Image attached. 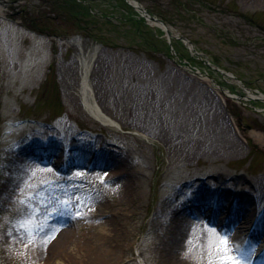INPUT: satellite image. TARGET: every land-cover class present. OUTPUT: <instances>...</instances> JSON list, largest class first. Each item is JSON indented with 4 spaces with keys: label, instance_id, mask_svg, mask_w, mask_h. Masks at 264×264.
<instances>
[{
    "label": "rangeland",
    "instance_id": "rangeland-1",
    "mask_svg": "<svg viewBox=\"0 0 264 264\" xmlns=\"http://www.w3.org/2000/svg\"><path fill=\"white\" fill-rule=\"evenodd\" d=\"M138 1L205 58L176 38L170 53L164 32L125 0L1 3L0 264L46 263L73 246L70 231L101 224L122 230L129 248L98 264H160L152 245L188 206L210 215L212 199L264 205V0ZM82 58L95 101L119 128L81 104ZM33 210L42 231L29 245L16 226Z\"/></svg>",
    "mask_w": 264,
    "mask_h": 264
},
{
    "label": "bare ground",
    "instance_id": "bare-ground-1",
    "mask_svg": "<svg viewBox=\"0 0 264 264\" xmlns=\"http://www.w3.org/2000/svg\"><path fill=\"white\" fill-rule=\"evenodd\" d=\"M89 63L90 60L86 61L85 58H82L80 62L82 66L81 104L102 125L119 128L118 122L107 115L94 99L91 85L87 80ZM143 107L144 101L142 100L138 106L140 112H143ZM33 170L39 176L44 175L50 169L38 161L33 163ZM129 188L132 189L133 187L131 185L129 187L128 184L124 188L125 193H128ZM216 189L219 190L220 185ZM241 189L244 190L242 192L249 193L248 187L242 186ZM239 194L238 197L241 198L243 193L240 192ZM257 199L252 202L255 204L258 201L260 202V196ZM255 204L244 210L243 204L238 203L236 199H230L224 204L218 202L217 199H212L210 205H212L211 212L213 213L210 215L205 213L203 209L197 213L189 206L183 210L185 211L184 215H180L181 210L173 220L167 221L166 228L162 231L164 234L160 235V240L152 245L154 251L160 257L159 263L222 264V258L225 254L223 251H218V248L222 247L219 242L225 236L228 241L229 254L235 255L236 251H239L250 262L249 257L264 251V205L260 209V206ZM236 206L240 208L241 213L236 211ZM50 209L55 210L54 206ZM218 213L219 215L222 213L225 215L218 218L216 217ZM94 216L101 215L94 214ZM196 216L204 218L207 221L206 225H203L201 220H195ZM157 224L163 226V219H157ZM91 231L93 232L91 235L70 231L66 237L71 238L72 241L76 240L73 246H63L58 251H54V258L51 257L46 263L41 262L40 264H98L97 257L99 255L117 263L128 254L127 240L126 242L123 241L127 235L119 228L112 232L101 224L98 228L93 225ZM243 240L246 245L241 244ZM83 242H86L87 245H83ZM21 247L23 248L20 249L21 252H28L25 246ZM253 249L254 253L249 255L250 250ZM127 264H131L130 260Z\"/></svg>",
    "mask_w": 264,
    "mask_h": 264
},
{
    "label": "snow or ice",
    "instance_id": "snow-or-ice-1",
    "mask_svg": "<svg viewBox=\"0 0 264 264\" xmlns=\"http://www.w3.org/2000/svg\"><path fill=\"white\" fill-rule=\"evenodd\" d=\"M21 191H23V189ZM73 199L79 201V197L73 196L68 197L67 199L57 198L56 203L61 205V207L66 208L72 203ZM19 203L24 204L25 198H21ZM76 214L79 215V213ZM16 231L18 234H21V239L26 241L27 244L31 245L35 243L36 235L38 232L42 231V228L37 216L35 215L34 210L30 212L29 215L24 216L21 220L17 222ZM54 231L55 230H53V232ZM54 238L55 236L53 234H48L47 238L43 240V244L46 246L47 243H49L50 240ZM219 244L222 247L218 248V251H223L225 254L222 258V264H250V262L245 259V257L241 255L239 251H236L235 255L229 254L228 241L226 236L220 240ZM253 253L254 249L250 250L249 255Z\"/></svg>",
    "mask_w": 264,
    "mask_h": 264
},
{
    "label": "water",
    "instance_id": "water-1",
    "mask_svg": "<svg viewBox=\"0 0 264 264\" xmlns=\"http://www.w3.org/2000/svg\"><path fill=\"white\" fill-rule=\"evenodd\" d=\"M135 4H134V8L139 10L141 12V14L145 17V18H148L150 20H154V21H157V22H160L161 24H163V22L159 19H157L156 17L152 16V15H149L146 10L143 8V6L137 2L136 0H134ZM170 36V34H169ZM183 40H185L186 42H188L187 39L181 37Z\"/></svg>",
    "mask_w": 264,
    "mask_h": 264
}]
</instances>
